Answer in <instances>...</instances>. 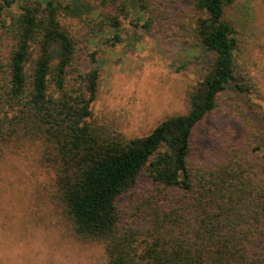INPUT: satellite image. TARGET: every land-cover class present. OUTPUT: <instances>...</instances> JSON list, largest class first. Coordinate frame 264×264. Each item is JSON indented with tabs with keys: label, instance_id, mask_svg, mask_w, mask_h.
<instances>
[{
	"label": "trees",
	"instance_id": "obj_1",
	"mask_svg": "<svg viewBox=\"0 0 264 264\" xmlns=\"http://www.w3.org/2000/svg\"><path fill=\"white\" fill-rule=\"evenodd\" d=\"M235 5L97 0L77 15L73 0L0 2V167L24 156L43 179L34 206L100 246L102 264H264V150L247 128L209 149L202 139L230 115L232 94L264 104V49L242 37ZM132 16L145 35L209 59L184 88L183 112L129 137L123 117L95 112L103 74L89 46L121 44Z\"/></svg>",
	"mask_w": 264,
	"mask_h": 264
},
{
	"label": "rangeland",
	"instance_id": "obj_2",
	"mask_svg": "<svg viewBox=\"0 0 264 264\" xmlns=\"http://www.w3.org/2000/svg\"><path fill=\"white\" fill-rule=\"evenodd\" d=\"M96 4L73 0L77 15L89 13ZM134 18L126 21L120 33L123 42L115 48L101 45L100 37L89 46L101 53L102 63L103 86L95 112L106 109L123 117L129 137L143 136L165 115L183 112L184 88L202 76L209 59L189 44L145 35L130 24ZM233 19L245 40L264 49V0H236ZM231 97L223 104L231 103L230 115L209 121L202 132L204 146L214 147L217 135L224 137L227 130L233 129L237 139L239 130L247 128L254 133L253 143L264 150V104L253 97ZM42 180L31 176L24 156L0 167V264H102L100 246L73 240L56 216L34 206V188Z\"/></svg>",
	"mask_w": 264,
	"mask_h": 264
}]
</instances>
